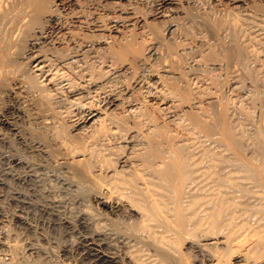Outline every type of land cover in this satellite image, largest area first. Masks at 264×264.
Segmentation results:
<instances>
[{
    "label": "bare ground",
    "instance_id": "1",
    "mask_svg": "<svg viewBox=\"0 0 264 264\" xmlns=\"http://www.w3.org/2000/svg\"><path fill=\"white\" fill-rule=\"evenodd\" d=\"M83 1L0 0V99L4 91L9 90L32 102L38 108L36 115L39 117L35 119L33 115L35 121H40L39 124L35 122L38 136L59 149L62 154L60 156H63L60 157L62 160L60 159L58 164L55 163L60 173L57 172L54 181L50 179V175L41 171L43 169L39 164L31 161V157L30 161L28 158L24 161L20 157L17 164L27 163L28 169L30 167L33 172L32 178L43 188L44 194L51 193L49 186L52 188L55 195L47 194L45 197L50 195L52 203L49 204L53 206L55 204L54 207L61 204L65 198L72 199L74 205L78 203L76 205L78 207L84 204V208L87 209H79L83 210L75 218L76 225L90 231L83 236V241L89 250L93 251L99 264H121L118 256L101 249L103 246L107 247L105 240L107 235H111L110 232L107 233V229H111L110 225L111 227L116 225V228L125 232L135 244H139L127 251L128 264H264V124L260 122L262 125L255 127L252 122L254 120L256 124L255 118L258 115L254 114L256 115L254 117L253 109L251 108V111L246 106L247 102L242 105L244 102L236 103L235 98L232 97L236 102L225 97L226 94L222 92L223 80L214 77V71L213 75L210 74L211 71L208 75L203 74L208 73L210 69L220 68V62L225 60H241L239 64L248 61L246 57L249 49L246 44L249 43V38L247 37L248 41L245 43L246 37L240 32V19L237 20L243 14L235 18L231 13L241 0H230L235 5L231 10L228 9L230 12L227 11L226 15V11L222 16L215 15L216 12H213L215 13L213 16H210L211 12L208 16L205 12L198 13V17L215 31L211 30L214 34H224L221 40L223 48H220L225 51L222 50L221 57L219 55H222V51L218 49L221 53L219 54L216 50L218 46L215 49L208 48L211 51L204 59L209 62L205 63L204 59L203 61L204 69L209 70L202 72V61L199 63L196 60L199 64L189 65L192 66V70H189L191 73L183 70L185 67L179 68L182 66L178 64L180 58L177 59L180 55L176 56L177 53H174L178 45L174 46V42L167 43L168 39L163 38L164 35L161 36L159 28L143 19L142 15H138V10L127 9V5L121 3V0ZM161 2L166 8L160 14L166 16L173 10L167 6L172 7L174 0ZM122 4L126 7L124 8ZM43 21L55 22L54 32L52 31L48 41L49 51L36 52L34 57L28 53L33 57L30 56L31 61H27L29 64L27 62L28 65L18 64L16 55L18 58L19 46L15 48L17 41L15 43V36V39L12 38L13 31L23 27L28 31L30 28L38 27ZM170 21L173 22V19ZM176 25L178 24L172 23L168 29L172 30L174 26L176 29ZM184 28L182 31H185ZM175 29L173 30L176 32ZM22 30L24 35L26 31L24 28ZM21 44L19 43L20 47ZM209 44L212 45L210 42ZM162 45L166 49L164 55L163 48H160ZM172 52L175 54L174 59L169 58ZM252 54L254 55L253 52ZM154 55L168 58L167 60L164 58L165 62L160 60V63L164 62L161 64L163 68L157 69L161 70H156L155 66V69L153 67V70H149L150 72H143L148 75L141 74L147 75L146 80L144 77V82L140 81V86L137 85L136 88L143 94L133 91L134 84L133 89L130 88L132 90L124 88V96L120 95V92L122 93L120 89L119 94L110 90L105 95L100 94L101 89L104 88L105 92L109 89L106 87L111 85L109 80H114L113 75L120 77L121 74L130 71L134 63L135 67H138L136 63L143 67L147 66L148 60ZM182 55L184 57V54ZM150 63L151 69V65H154ZM180 63L183 64L181 61ZM141 65H139L141 69H146ZM193 66L202 70L196 69L197 72L196 70L192 72ZM138 68L133 69L138 71ZM250 73L254 76V71ZM255 76L257 78L258 75ZM64 80L69 81L70 87L62 84ZM125 80L123 76V82ZM226 80L224 81L227 82ZM116 81L113 83L114 86ZM239 81L241 82L240 79ZM142 87H146L145 92V88L140 91ZM257 93L259 94L258 90ZM229 97L231 98L230 95ZM239 97L241 101L242 96H238V99ZM251 101L253 106L255 103ZM250 123L255 128L253 133L252 129L251 133L248 131ZM247 150L250 153H247ZM15 173L14 171L13 174ZM2 183L0 180V185ZM46 187L49 188L48 191H45ZM93 192L99 193L106 202L119 201L120 203L112 210L114 213L123 212L124 205L121 206V203H128L130 213L136 215L133 223L120 226L122 223L117 225V221L112 218L107 222L103 220L104 214L101 215L98 209L95 211L90 206L85 207L88 203L85 202L88 199L90 201ZM61 220L67 227L73 224L67 217ZM190 249L196 253L201 252L204 258L200 259L203 261H199L197 255Z\"/></svg>",
    "mask_w": 264,
    "mask_h": 264
},
{
    "label": "rangeland",
    "instance_id": "2",
    "mask_svg": "<svg viewBox=\"0 0 264 264\" xmlns=\"http://www.w3.org/2000/svg\"><path fill=\"white\" fill-rule=\"evenodd\" d=\"M80 1L82 2L83 0H80ZM93 1H96V0H92V1L91 0H84L83 2H93ZM132 1H133V3H132ZM161 1L162 0H136V1L135 0H126V1L125 0H123V1L121 0L120 2L126 4L127 5V9H134L135 8V11L138 10L137 11V14L139 12L138 15H140V16L142 15V18L143 19L148 20L151 24H153L154 27L156 26L157 29L159 28V31L161 33V36L164 35L163 38H165L166 40L168 39L167 40V43L168 42L169 43H171V42L173 43L174 42V46H177L178 45L177 46L178 49L177 48L174 49V53L175 54L176 53L178 54L181 50L183 51V49H185L183 52L181 51V53H179L178 55L176 54V56H179L180 55L177 59L180 58V61L184 64V66H183V64H181L180 61H178L179 66L182 65L179 68H182L183 69L185 67L183 70L186 69L185 71L188 72L189 70H192V66H189V65H193V63L199 64L202 61L201 64L203 65V67H202L203 70H202V68H199L198 69L196 66H193V70L194 71H192V72H195L196 69H198V70L201 69L202 72L204 70L208 71L209 68H208V70H207V68L204 69V64L209 62V61L207 62V60H205L206 57H208V53L211 51L208 48L215 49L216 46H218L216 48V50L220 49V51H222V50L225 51V49H221V48H223V44L221 46V40H223L224 34L223 33L222 34L221 33H219V34L218 33L217 34L215 33L214 34L213 32H215V31L210 27L209 24H207L206 21H204V20H202V19H200L198 17V13L199 14H202V13L204 14V12H205V15L208 16V14L210 15V12H211V15L210 16H213L215 14L213 12H216L215 15H221L222 16V14L224 15V12L225 11H226L225 12V15H226L228 9L231 10L232 7L235 4H233V2H230V0H174V3L172 4V7H171V5L167 6V7L173 8V10H171L166 16H162L161 15L162 14L161 12L166 7H165V4L163 2H161ZM139 2H141V3H139ZM124 4H122V6L125 8L126 5H124ZM197 5L198 6L200 5V6L198 7ZM235 6H236L235 9H233L234 10L233 11L234 13L231 12L232 14H234L235 18H238L242 14H243V16L246 15L245 16L246 19H245V17L240 16L237 20L240 19L239 20L240 21V24H241V26H240V32H241V35L243 34L242 36L246 37L244 39V41L246 40L245 43L248 41V38H249V41H248L249 43L246 44L247 47H248L247 49H249L248 50L249 51L248 52V57H246V58H248V61H251V62L248 64L247 63L248 61L247 62L244 61L246 63L243 62V63L239 64L238 62H240L241 60L240 61H234L232 59L233 60V64H232V60H225L227 62H225V61L224 62H220L221 63V65L219 66L220 68L212 69V70L210 69L208 71V73L207 72H203V74L206 73L208 75L209 72L211 71L210 74L213 75V71H214V74L216 76L215 75H213V76L216 77L217 79L220 78L221 81L223 80L222 82L224 84L223 85V87H224L223 90L224 91H222V92H223V94H226L225 97L227 99H230L232 101L233 98H235V100L237 102L235 100H233V101L236 102V103L244 102V103H241L242 105L245 104V102H247L246 103V106H248L250 109L251 108L253 109V111L251 109L253 115L254 114L258 115L257 118H255V122L256 121L258 122L260 120V118H261V120L258 123L256 122L257 125L254 123V120L252 122L255 125V127H257L258 125L264 124V120L262 121V117L264 116V113H263L264 112V108H262L264 106V100H263L264 99V94H263L264 93V75H263L264 74V66H263L264 65L263 64V61H264V47L263 46L264 45H262V44H264V42H262L263 39H264L263 38L264 35L262 37V34H264L263 33L264 32V20H263L264 19V0H245V1L244 0H241V2H238L237 5H235ZM238 7H239V9H237ZM226 8H227V10H226ZM223 9H225V10H223ZM191 10H195V11H191ZM230 10L228 12H230ZM235 10H236V12H235ZM253 10H254V12H253ZM188 11H190V12H188ZM218 11H220V12L218 13ZM193 12H196L197 14L196 13L194 14ZM256 12H257V14H256ZM173 13H174V15H173ZM231 13L229 14L230 16H231ZM254 13H255V17H254ZM188 14H190V15H188ZM143 15H145V16H143ZM192 17H194V18L192 19ZM250 18H252V19H250ZM172 19H173V22L170 21ZM242 19H243V22H242ZM185 21H187V22H185ZM189 21L192 22L193 25ZM254 21H256V22H254ZM153 22L154 23L156 22V23L154 24ZM162 22H164V23H162ZM196 22H198V23H196ZM248 22L250 23V26H249V23ZM47 23H48V25H47ZM172 23L173 24L174 23H177L178 24V25H176L177 26L176 29L174 28L175 26L173 27V29H175L176 32L173 29L172 30L171 29H168V28H170L172 26ZM188 23H190V24H188ZM41 24H43V25H41ZM41 24H40L41 26L40 25L38 27L35 26V27H37V30L34 27V28H32L33 30L30 28V29H28V31H26L27 29H25V27H23L24 28V31H26L24 33V35H23V30H22L23 28L22 29H17L18 31H21V32H18L16 30L13 31V33H12L13 34L12 35L13 37L12 36L11 37L13 39L16 38L15 39V43L17 41V43L15 45V48L18 47V46L20 47L19 43L20 44L22 43L21 44L22 46L20 48L18 47V53H19V54L17 53L18 54V58H17V55H16V60H17L18 64H24V65L26 64V65H28L29 62L31 61L30 59H32L35 56V54H37L36 52H41V53L44 52V53H46L47 51H49V49H47V48L50 47V45H48L49 44L48 41L50 40V36L54 32L55 22L54 21H43ZM245 24H248V25H245ZM253 24H255V25L253 26ZM256 24H257V26H256ZM181 25L183 26V28L185 27L184 28L185 31H182L183 28H182ZM206 25H207V27H208L209 30L206 29L207 28ZM247 26H249V27H247ZM251 27H253V29H250ZM38 28L41 30V32H40V30ZM247 28L250 29L251 31L248 30ZM34 29H35V31H34ZM244 29H245V31H244ZM30 30L32 31V33H31ZM4 31H5V29H4ZM248 31H250L251 33L248 32ZM5 33H6V31H5ZM14 33L16 35H14ZM27 33H29V34H27ZM174 34H175V36H174ZM244 34L245 35L247 34V35L245 36ZM250 34L255 35V36H251ZM222 35H223V37H221ZM249 35H250V37H249ZM14 36H15V38H14ZM23 37H25V38H23ZM257 37H258V39H257ZM177 38H179V39H177ZM210 38H211V40H210ZM250 38H252L255 41L251 40ZM254 38H256V39H254ZM18 40H20L21 42L20 41L18 42ZM179 40L181 41L180 43H179ZM257 40H259L258 42L262 46L257 42ZM205 41H206L207 44L205 43ZM175 42H176V44H175ZM190 42L192 43V45H191ZM209 42L212 43V45L209 44ZM23 43L26 44V45H24ZM177 43H179V44H177ZM41 44L45 48H43ZM249 44H251V45H249ZM257 44H258V46H257ZM184 45H185L186 48L184 47ZM207 45H208V47H207ZM25 46L27 48H25ZM201 46L203 47L202 49H201ZM160 48H163L162 50H163V55H164V52H165L164 50H166L165 47H163V45H162ZM160 48H159V51L161 52L162 50ZM189 48H190L191 51L189 50ZM260 48L262 50H260ZM200 49H201V51H200ZM250 49L252 51H250ZM187 50H188V52H187ZM32 51H33V53H32ZM195 51H196V53H195ZM220 51L218 50V53ZM223 51L221 52L222 55H219V56H221V57L223 56ZM257 51H258V54H257ZM185 52L188 53V54L190 53L189 54L190 56H188V54H186ZM252 52L254 53V55L252 54ZM28 53L32 54L33 57L30 54H28ZM174 53L172 52L171 53L172 56H170L169 58L172 57L174 59V56H173V55H175ZM221 53H219V54H221ZM182 54H184V57H183ZM249 54L251 56H253V57H251ZM185 55H187V56H185ZM155 56H156V58H155ZM158 56H160V55H154V56H152V58H150L151 60L150 59L148 60L149 62L147 64V66L146 65L144 66V67H146V69L143 67V65L136 63L138 67H139V65H141V67L144 68L146 71L144 69H141L140 67L139 68L138 67H135L136 65H134L135 64L134 63L133 64V68H135V69L138 68V71H136L137 69L135 70V69L132 68L133 70L131 69L130 71L127 72V73L130 72V74L124 73L126 76L124 74H121L120 77H119V75H113V77H115L117 81L115 80V78H114V80L111 78L112 80H109L108 82L111 81L110 83H111V85H113L112 87L115 90L113 88H112L113 89L112 90L111 87H110L111 85H108L106 88L109 87V89H107L106 92H105V90H103L104 88L101 89V93L100 94H102V95L104 94L105 95L107 93V91H109V90L112 91V92H114V93L119 94V91L122 90V93L120 92V95L122 94V96H124V93H125L124 91L127 90V89H130L133 86L132 84H134V86H135L134 89L132 87L133 91L135 90V92L140 93L138 91V88H136V86L137 85L140 86V81L143 83L144 82V77H145V80H146V77L148 75V73H143V72H150L151 70H153L152 69L153 67L155 69V66H156V70H161L163 68L162 65L165 62L164 61V58H165V60H167V58H168V57H164V56L162 57V56H160L162 58V59H160V57H158ZM189 57H190V59H189ZM204 57H205V59H204ZM153 58H154V60H153ZM203 59L205 60V63H204ZM261 59H262V61H261ZM160 60H163L164 62L161 61V63H160ZM175 60H176V58H175ZM183 60H186V61L184 62ZM189 60L192 63L187 62ZM193 60L194 61L198 60L199 63H198V61L194 62ZM27 61H29V62H27ZM150 61H151V63H153L154 66L151 65ZM155 61L156 62L158 61L157 64H156ZM228 61H230L231 63H229ZM19 62H21V63H19ZM149 63L151 65V69H150ZM158 63H160V66L158 65ZM186 63H187L188 66L186 65ZM236 65L238 66V70H237V66ZM245 65H246L247 69H246V67H244ZM147 67H148V69H147ZM157 67L158 68H161V69H157ZM188 67H191V68H188ZM194 67H195V69H194ZM230 68H232V69L230 70ZM234 68L236 69V71H234L235 70ZM244 68L247 71H245ZM257 68L261 72V74L257 70ZM248 69H249V71H248ZM220 70H221V73H220ZM238 71H240L239 72V75H238ZM250 71L252 73L254 71V73H253L254 76H252V74L250 73ZM189 72L191 73V71H189ZM196 72H197V70H196ZM132 73H134V74H132ZM141 74H147V75L144 76V75H141ZM220 74L225 75V76H222V75L220 76ZM255 74L258 75V76L260 75L261 77L263 76L262 77L263 79L260 76H259V78L257 76V78H258L257 79L256 76H255ZM123 76H124V80L126 78V80L124 82H123ZM226 76H227V78H225ZM235 76H237V78ZM250 76H252V77H250ZM131 78H133V79H131ZM118 79H120V80H118ZM225 79H227L226 81L228 83L224 81ZM239 79L241 80V82L239 81ZM114 81H116L115 82V86L113 84ZM128 81H130V82H128ZM231 81H233V82H231ZM244 82H246V83H244ZM249 82H250L251 85L249 84ZM62 84H64L66 87L70 85L69 81H65V80H64V82H62ZM116 84H117V86H116ZM245 84H246V86H245ZM125 85H127V86H125ZM256 85H258V86H256ZM249 86L250 87L252 86L251 87L252 89ZM115 87H117V88H115ZM124 88H125V90H124ZM144 88H145V90H144ZM227 88H229V89H227ZM132 89H130V90H132ZM140 89H141L140 91H142V89L144 90V92L146 91V87H142ZM239 89L241 91H239ZM257 90H258L259 94L257 93ZM230 91H231V94H230ZM242 92H243V94H242ZM252 92H253V94H252ZM248 93H249V96H248ZM3 94L4 95H2L1 96V99H0L1 100L0 101V149H1L0 152L2 153V154L0 153V180L3 181V183L0 185V197H1L0 198V264H99L97 262V259L95 258L96 256L93 254V251L89 250V248L85 245V243L83 241V236L84 235L86 236L87 234H89L90 231L84 230V229L80 228L79 225H76V219L75 218H77L76 217V216H78L77 214H79L80 211L83 210V209L82 210H79V209L84 208V204H82V206H79L78 207V206H76V205H78V203H75V205H74V202L72 201V199L65 198V199H63V201H62L61 204H59L56 207H54L55 204H54V206L51 205V204H49V203H52V202H50V195H52V194L55 195V193H53L52 188L49 185H47L51 189L50 190L51 193L48 192L47 194H50V195L48 197L47 196L45 197V195H47V194H44L42 192V189L43 188L40 187V185L32 178L31 174H33V172L31 171L30 167L28 169L27 163L22 164V165L17 164V159L20 158V157L24 161H27V158H28V161H30L31 158H32L31 161L34 160V162H36V164H39V167L43 169L41 171L44 172V173H47L48 175H50L49 176L50 179H53L56 175H58V173H60L58 171V169H56V165L58 164V162H60L62 160V158H60V157H63V156H60V155H62V154H60L61 153L60 150L57 149V148H55V147H53V145H51V143L49 142L50 145H51L50 146L48 144V142L42 140V138H40V136H38V133L36 132L37 131L36 126H37V124H39L40 121L38 122V120H36L38 122L36 124L35 123L36 121L34 120V117H35V119L39 117L38 114L36 115V113L38 111V108L32 102H30L26 97H24L22 95L20 96L18 93L15 94L13 92H10L9 90H5ZM140 94H143V92L140 93ZM229 95L231 96V98L230 97L228 98ZM234 95H235V97H234ZM255 95H257V97H254ZM259 95H260V97H259ZM238 96H242L241 99L243 101L242 100L240 101V97L238 99ZM236 97H237V99H236ZM248 98H249V100H247ZM251 100H253V103H255L253 106L251 104L252 103ZM254 100L256 102H254ZM22 101H26V102H22ZM248 101H251V102L248 103ZM260 102H262L263 104L262 103L260 104ZM248 104H251V106L248 105ZM259 106H261V108ZM30 107H31V109H30ZM32 109H33V111H32ZM261 109H263V110H261ZM258 110L259 111H262V112H259ZM262 114H263V116H261ZM33 115H35V116L33 117ZM256 115H254V117H256ZM31 119L33 120V122L35 124L31 121ZM8 121H10V122H8ZM30 121L32 123H30ZM260 122H263V123L261 124ZM252 123L248 124V128L250 127L248 129L249 133H251V129H252V133L254 132V129H255ZM32 128H34V129L32 130ZM35 134H36V136H35ZM7 135H8V137H7ZM11 138H12V140H10ZM14 142H16L17 144L14 143ZM3 144H6V145H3ZM10 146H11V148H10ZM18 146L20 148H18ZM248 150L246 152L247 153H250ZM22 156H24L23 157L24 159L22 158ZM1 162H2V164H1ZM11 162H13V163H11ZM55 163H57V164H55ZM12 165L13 166L15 165V166L13 167ZM40 165H43V166L41 167ZM4 166H6V167L4 168ZM67 170H69V168ZM14 171L16 172L15 174H13ZM4 174H5V176H4ZM3 178H4V180L5 179L6 180L4 181ZM53 181H54V179H53ZM47 188L48 187L45 188V191L46 190L48 191L49 188L48 189ZM42 195H44V196L41 197ZM91 196L92 197H91L90 201L88 199V201L85 202V203L88 202L85 207H89L90 206L91 208H94L95 211L98 209L97 211L99 213H101V215H103V214L105 215V216L104 215L102 216V217H104L103 220H106L107 222L108 221L110 222L112 219L113 220L115 219L117 221L116 224L118 223L117 225H119V223L120 224L121 223L123 224V225L121 224L120 226H126V224L133 223L134 217L136 215H132L130 213V207H128L129 206L128 203H126V202H122L121 203V206L124 205V206H122L123 207V212H120L121 214L120 213H116V212L114 213V212H112V210H114L115 209V206L120 203L119 201H118V203L117 202H115V203H113V202L112 203L106 202V201H104V199H102V196H100L99 193L96 194V192H93ZM45 198H46V200H45ZM66 204H68V205H66ZM46 206H48V207H46ZM58 206L60 208H58ZM73 206H75V207H73ZM63 207H65V208H63ZM84 209H87V208H84ZM67 211H69V212H67ZM106 215H108V217ZM123 215H124V217H123ZM64 216H66L68 220H71L72 221V223H73L71 225L72 227L71 226L67 227L63 223H61L62 220L60 221V219H63L64 220L66 218ZM109 227L111 229H109V230L107 229V231H108L107 233L110 232L109 234H111V235L110 236L107 235V239L105 240L106 245H107L108 248L105 247V246H103V248H101V249L103 251L105 250L104 252H106V253H110L111 252L110 254H115L116 256H118L120 258L121 264H128V261H127L128 257L126 255L129 252H127V251H129V249H131L132 247L136 248L139 244L136 243L137 244V246H136V244L134 243L133 239L129 238L125 232L117 229L116 228V225H114V227H113V225H112V227L110 225ZM116 232H117V234H116ZM78 240H80V241L78 242ZM2 241H3V243H2ZM16 243H18V244H16ZM128 244H129V247H128ZM14 245H15V247H14ZM10 247H12V249ZM190 250H191V252H193V253H195L197 255V258H198L199 261H203L202 259L204 258V255H202L201 252H199V253L197 252L196 253L192 249H190ZM201 257H202V259H200Z\"/></svg>",
    "mask_w": 264,
    "mask_h": 264
}]
</instances>
